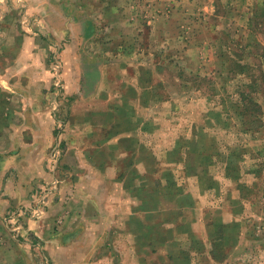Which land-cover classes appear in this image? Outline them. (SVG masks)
<instances>
[{"label":"rangeland","instance_id":"374dc122","mask_svg":"<svg viewBox=\"0 0 264 264\" xmlns=\"http://www.w3.org/2000/svg\"><path fill=\"white\" fill-rule=\"evenodd\" d=\"M47 1L0 0V195L24 181L34 194L28 205L2 203L1 241L28 237L13 228L55 195L64 224L87 204L80 190L99 202L86 208L89 224L113 219L96 251L107 264H173L192 238L201 247L192 264H264V19L250 25L264 0ZM158 56L168 65L159 69ZM235 60L251 64L248 77L230 70ZM137 74L163 85L144 96ZM240 81L259 116L234 109ZM189 145L205 154L192 153L187 175ZM237 155L233 180L226 165ZM216 221L236 225L217 261Z\"/></svg>","mask_w":264,"mask_h":264},{"label":"crops","instance_id":"0c3cea01","mask_svg":"<svg viewBox=\"0 0 264 264\" xmlns=\"http://www.w3.org/2000/svg\"><path fill=\"white\" fill-rule=\"evenodd\" d=\"M47 4H50V0L47 1ZM106 4L110 5L108 2H106ZM86 16L88 15H85V17ZM90 31H91L90 34L93 33L92 30ZM163 58L164 56L163 57L158 56L157 61L161 59L160 63L158 62V66H157L159 69L168 65ZM141 68L144 69V67ZM145 69L153 70L154 67H152V69L151 68H145ZM138 70L141 71V69ZM137 76L140 77L136 78L137 82L135 81L133 85L137 87L139 85L140 87H142L144 96L151 95L153 93L155 94V92L153 91L156 85L158 89L159 87H162L164 82L162 80H159L157 81V83H155L154 79L153 80L152 78L148 79L144 77V75L142 77V74L141 75L137 74ZM185 85H183L184 88L189 87V85L187 84ZM135 97L140 98V99H136V102L137 100H139L141 107L147 106L144 104L142 97L140 96H135ZM158 100L161 99L158 98ZM154 101L156 100L154 99ZM147 126H150V122H148V125L147 122H145L142 129H148ZM189 140L193 141V139H189ZM41 146L43 147V144H41ZM179 158L180 157L176 158V160L180 161L181 159ZM189 163H192L191 160H189ZM185 170H187L186 174L188 175L189 172L188 168L187 169L185 168ZM42 178H46L44 173L42 175ZM231 179L237 180L235 178H231ZM26 186L27 185L25 184L24 181L23 184L20 185L18 191L9 192L8 196L5 197L6 198L5 200L3 196L5 192H3L0 195V207L3 208L4 206H6L5 204L7 202L8 203L13 202L19 206L28 205L29 201L33 200L34 194L33 192H29ZM79 191H76L74 196L79 198L82 201V203L86 202L87 204L86 206L79 208L77 211H72V213L67 217L66 222L64 224L60 225L54 222L56 212L58 208L60 209L62 202L61 201L62 198L59 199L58 195H55V198L56 197L57 198L52 202L53 205H50L49 208H47L46 210L43 211L41 210L40 214H36L37 216H40L38 217V219L29 216L28 218H26V221H24L25 224L22 225L19 224L18 226H15L13 228L16 230L22 229L21 230L22 233L23 232L29 233L28 237H24V239L21 237H17L14 240L16 242L11 243V245L4 244V241H1L0 239V264L6 261L5 258L8 255L13 256L11 258H8L10 260L9 264H19L18 260H21L20 256L25 257V260L27 261L28 264H107L109 263L103 258V256L98 258V256L96 255V251L98 247L104 244V241H106L108 235L106 234V231H109L113 227L114 224L113 219L111 220V218L109 217V222L105 221L101 224H98L96 222L94 226L92 224H89V222L87 221H91L89 219L90 213L86 211V208L97 209L96 205L98 206L99 202L93 200L96 198H93L91 194H87V192H82V191L79 192ZM111 193L112 192L106 193L105 197L110 196ZM3 202H4V206H2ZM2 214L3 211H0V215ZM81 217L86 218L87 226L85 223H79V218ZM221 223H223V225H226L225 221H222ZM232 223L233 222H231V224ZM4 228L5 227H3L0 223V237L1 234H3ZM224 230H226V226ZM12 244H13V249L10 250L9 248L10 246H12ZM108 244L111 243L108 242ZM94 255L95 258H92ZM212 259L214 258L212 257ZM215 260L217 261V259Z\"/></svg>","mask_w":264,"mask_h":264},{"label":"trees","instance_id":"16d2710c","mask_svg":"<svg viewBox=\"0 0 264 264\" xmlns=\"http://www.w3.org/2000/svg\"><path fill=\"white\" fill-rule=\"evenodd\" d=\"M259 5V4H258ZM258 5L256 6V8L254 9V12L252 13L251 17H250V25L252 26L253 24L256 25L259 24L261 25L260 21L262 19H264V14L263 15H260L259 14V7ZM253 27V26H252ZM252 44V42L250 41L248 45ZM225 54V52H224ZM223 54V55H224ZM222 55V56H223ZM260 55V61H261V58H263L264 56V50L261 51V53L259 54ZM239 59H244V57L239 54ZM262 63H263V66H261V71L264 73V59L262 60ZM225 64L224 63V66L225 67ZM230 64H233L232 65V68L230 67V70L235 73H238L239 75H243L244 77L249 75V73L251 72V64L249 65L248 62H242V61H233V63H230ZM264 77V76H263ZM248 83L246 82H242L240 81V83H237L236 85H238V88L243 86V85H246ZM238 97H236V99H232V104H233V107L234 109L236 108V111L239 113V116L242 118V117H246V116H255L257 114V116H259L258 114L260 113L261 111V106L259 104V102L257 101L256 97L253 96V93L252 91L248 92L246 91L245 89H243L242 87L239 89L238 91ZM249 105H252V108L248 107ZM257 113H256V112ZM220 114V113H219ZM218 115V114H217ZM257 119V117H255ZM256 121V120H255ZM249 127H246V129H249ZM174 152H178L177 150H174ZM173 152V153H174ZM198 153L200 155H203L205 154V151H194L193 147L191 145L188 146V149L185 151V160H186V164L185 165V168H189V170H193V172L195 171L193 168H194V165L192 163H189V160L190 158L193 156L192 153ZM233 154V153H232ZM181 158V157H180ZM179 158V159H180ZM239 158L238 155L236 156V159H233V161L227 163L226 165V175L227 177H231V178H235V179H238V177L240 176L241 174V167L239 165ZM182 160V159H181ZM193 160V159H192ZM204 173H207V169L203 170ZM168 173V177H171L172 176V172L170 170H167L166 171V174ZM197 174V173H196ZM170 180V178H169ZM209 184V185H208ZM207 184V187L208 188H211L212 187V184H213V178H212V181L210 183ZM240 186L242 188H244L243 186H246V185H242L240 184ZM176 189H179L177 187H175ZM214 226H215V229H213V238H212V242H213V247L210 251V254L212 255V257L214 259H218L219 255V251L224 254L225 256V248H226V240H227V235L225 234V226H228L230 227V229L232 230L233 228L236 227L235 224H226V225H223V223L219 222V221H216V222H213L212 223ZM192 242H191V245H190V248H188V250L186 251L185 249L183 250H180L179 251V254H177L175 257V263L173 264H192V260H191V257H192V254H191V251H195V250H198L200 249V242L197 238H192ZM219 239L221 240V246H217L214 242H216V240ZM201 251V249H200Z\"/></svg>","mask_w":264,"mask_h":264}]
</instances>
